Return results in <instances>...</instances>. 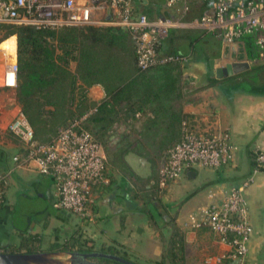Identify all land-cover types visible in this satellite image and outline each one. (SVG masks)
Instances as JSON below:
<instances>
[{
	"label": "crops",
	"instance_id": "0c3cea01",
	"mask_svg": "<svg viewBox=\"0 0 264 264\" xmlns=\"http://www.w3.org/2000/svg\"><path fill=\"white\" fill-rule=\"evenodd\" d=\"M131 5L150 17L167 13L165 0H131ZM108 10L104 7V12ZM200 13V5L194 3L184 18ZM206 38L213 41L214 48L203 50L198 46ZM222 43L200 27H171L162 47L188 56L182 61L136 70L117 100L109 98L101 109L104 117L97 121L105 135L103 149L109 182L94 189V202L86 218L53 205V180L36 169L35 161L16 165L13 156L23 152V142L7 126L20 105L16 86L2 83L0 173L6 175L4 201L0 205L2 249L25 251L33 244L39 250H52L53 244L57 245L54 249H63L62 245L76 235L86 238L92 249L121 255L134 252L156 264L166 258L171 240L178 233L182 263L236 264L226 256L229 247L216 232L208 227L188 229L186 220L198 204L209 202L210 190L241 186L251 177L244 186L253 226L246 262L251 264L264 241V170L254 172L253 161L256 150L264 151V92L240 87L231 77L237 73L221 78L210 74V59L214 68L229 61L223 56ZM2 44L0 52L5 48ZM6 65L0 68V81ZM87 96L90 108H96L110 93L95 83L88 87ZM184 123L198 130L229 131L235 145L234 159L220 168L194 165L160 189L156 182L158 171L155 178L147 180L141 161L162 160L167 148L179 139ZM123 163L124 169L120 166ZM190 169L195 171L193 176L187 174ZM140 181H146V188L151 187L144 193L156 187L154 194L143 195ZM40 200L48 201L51 209L41 206ZM69 225H73L71 230ZM81 225L86 226L89 235H79Z\"/></svg>",
	"mask_w": 264,
	"mask_h": 264
},
{
	"label": "built area",
	"instance_id": "2783aa9c",
	"mask_svg": "<svg viewBox=\"0 0 264 264\" xmlns=\"http://www.w3.org/2000/svg\"><path fill=\"white\" fill-rule=\"evenodd\" d=\"M194 3L200 5L201 13L185 19ZM104 7L109 8L107 13ZM165 7L167 13L150 17L135 11L131 0H0V24L27 23L39 28L65 24L122 26L135 40L136 63L142 70L186 58L158 48L174 26L200 27L229 42L251 34L258 57L264 59V0H165ZM11 35L15 36V59L4 68L2 83L7 86L16 85L17 37ZM94 109L58 127L51 140L37 137L21 109L7 126L23 142V152L13 156L16 165L35 161L36 169L53 180V205L82 218L90 216L94 189L109 182L103 145L86 127ZM234 156L229 131L198 130L184 123L179 139L167 148L159 165L157 185L160 189L167 187L194 165L220 168L231 163ZM255 160L254 172L264 170L263 150L255 151ZM250 179L241 186L210 190L209 202L198 204L186 220L188 229L208 227L216 232L229 247L226 256L236 264H246L253 232L244 193ZM5 190L6 175L0 173V205Z\"/></svg>",
	"mask_w": 264,
	"mask_h": 264
},
{
	"label": "trees",
	"instance_id": "16d2710c",
	"mask_svg": "<svg viewBox=\"0 0 264 264\" xmlns=\"http://www.w3.org/2000/svg\"><path fill=\"white\" fill-rule=\"evenodd\" d=\"M0 25L6 27V32L15 33L17 37L15 86L20 109L32 126L50 132L51 137L47 140L56 135L59 125L90 108L91 102L87 96L89 86L100 83L106 93H110V97L97 104L89 117L97 122L104 117L101 109L107 106L109 98H116L119 92L125 91L129 77L136 70H142L136 63L135 40L130 31L122 26L65 24L56 28H39L33 24L12 22H3ZM243 40L249 59L257 58V61H252L249 68L231 77L243 89L264 92V59L258 57L253 35H245ZM162 44L163 39L158 47L162 52L188 56V53L179 50H166ZM194 50L198 51L195 48ZM12 54L15 57V46ZM253 161L255 165V153ZM120 166L125 168L124 163ZM130 175L134 176V173L130 172ZM155 188L149 192L150 195L154 194ZM155 200L158 202V199ZM71 238L61 248L93 250L92 245H87L86 238L81 239L76 235ZM56 246L53 244L52 249ZM5 250L20 251L21 248ZM24 250L36 251L39 248L33 244ZM181 250V236L175 233L166 254L169 263L163 257L156 264H182L179 256Z\"/></svg>",
	"mask_w": 264,
	"mask_h": 264
},
{
	"label": "water",
	"instance_id": "95a60500",
	"mask_svg": "<svg viewBox=\"0 0 264 264\" xmlns=\"http://www.w3.org/2000/svg\"><path fill=\"white\" fill-rule=\"evenodd\" d=\"M223 56L229 61L219 67H212L210 59V74L218 78L230 76L250 67V61L243 39L237 41H223ZM188 175L195 171L190 169ZM67 255L65 259L61 256ZM105 257L112 261H98L94 258ZM0 264H139L121 254L102 250H36V251H0Z\"/></svg>",
	"mask_w": 264,
	"mask_h": 264
},
{
	"label": "rangeland",
	"instance_id": "374dc122",
	"mask_svg": "<svg viewBox=\"0 0 264 264\" xmlns=\"http://www.w3.org/2000/svg\"><path fill=\"white\" fill-rule=\"evenodd\" d=\"M6 30H7L6 27L0 26V40L2 39L0 42H3L2 45L5 46V48H3L4 51L0 52V68L4 67V65L9 63V59H10V62L14 61V58L11 55V52L13 51V48H14V45H15L14 44L15 43V36L11 35V34H15V33H8V32H6ZM7 36H9V37H7ZM208 38H206V40H200L198 42V46L206 48L207 50L214 48L213 41L210 40V39L208 40ZM0 85H2V81H0ZM85 103L88 104L87 101H85ZM18 104H19V102H18ZM86 127L88 129H90V131H94L95 134H97L98 138L100 139L102 145L105 146V142H104L105 135H103V133H101L102 129H101V127H99V123H97V122L92 123L91 120H87ZM33 128H34L35 133H36V135H37V137L39 139L47 140V138L51 137V136L49 137L50 132L45 131V130L36 129L35 126H33ZM161 161L162 160H160V161L159 160L158 161L157 160L141 161V163H144V165L141 166V168L145 169L144 172H143V175H145V178H147V180H149L150 178L151 179L155 178ZM145 183H146V181H140V186L142 187V188L141 187L140 188L143 190V191L141 190L143 193L145 192L146 189H150L151 188V187L150 188H148V187L146 188ZM148 194L149 193L147 191L143 195H148ZM38 203H40L41 206H46V207L49 206L48 209L49 210L51 209V206L49 205V202L46 201V200L45 201L40 200ZM68 228H69V230H71L73 228V225L72 226L69 225ZM79 228H80V230H79L80 234L79 235H82V234L89 235L87 233L88 230H87L85 225H84V228H83L82 225L79 226ZM72 234H74V232ZM72 236H75V235H72ZM80 238L84 239V237H80ZM87 245H89V244H87ZM123 256H125V257H127V258H129V259H131L133 261L137 260L136 262L139 263V264H155V263H152L151 261H148L144 257L140 256V254H135L134 252H131L128 255L125 254ZM66 257H67V255L61 256V258H63V259H65ZM165 261H166V263H169L168 259H166ZM246 262H247V260H246ZM182 264H184V263H182ZM251 264H264V241H263V243H261L260 253H257L253 257V259L251 261Z\"/></svg>",
	"mask_w": 264,
	"mask_h": 264
},
{
	"label": "flooded vegetation",
	"instance_id": "af4514ba",
	"mask_svg": "<svg viewBox=\"0 0 264 264\" xmlns=\"http://www.w3.org/2000/svg\"><path fill=\"white\" fill-rule=\"evenodd\" d=\"M88 251V250H87ZM98 261H104V262H109V260H107L108 258H105V257H98V258H94Z\"/></svg>",
	"mask_w": 264,
	"mask_h": 264
},
{
	"label": "bare ground",
	"instance_id": "6f19581e",
	"mask_svg": "<svg viewBox=\"0 0 264 264\" xmlns=\"http://www.w3.org/2000/svg\"><path fill=\"white\" fill-rule=\"evenodd\" d=\"M14 44H15V43H14ZM9 63H11V62H10V59H9ZM9 63H8V64H9ZM8 64H7V65H8ZM5 67H6V66H5Z\"/></svg>",
	"mask_w": 264,
	"mask_h": 264
}]
</instances>
